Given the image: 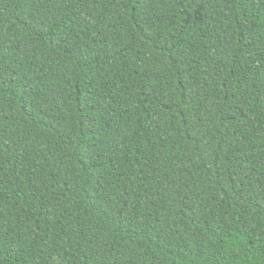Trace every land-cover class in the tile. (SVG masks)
Returning a JSON list of instances; mask_svg holds the SVG:
<instances>
[{
  "label": "trees",
  "instance_id": "trees-1",
  "mask_svg": "<svg viewBox=\"0 0 264 264\" xmlns=\"http://www.w3.org/2000/svg\"><path fill=\"white\" fill-rule=\"evenodd\" d=\"M0 264H264V0H0Z\"/></svg>",
  "mask_w": 264,
  "mask_h": 264
}]
</instances>
